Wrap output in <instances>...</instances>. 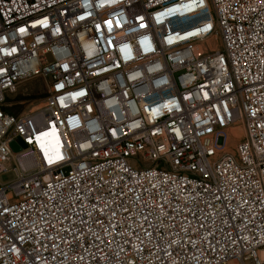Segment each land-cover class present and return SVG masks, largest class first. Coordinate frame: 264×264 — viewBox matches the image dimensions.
Returning <instances> with one entry per match:
<instances>
[{"label": "built area", "instance_id": "obj_1", "mask_svg": "<svg viewBox=\"0 0 264 264\" xmlns=\"http://www.w3.org/2000/svg\"><path fill=\"white\" fill-rule=\"evenodd\" d=\"M0 264H264V0H0Z\"/></svg>", "mask_w": 264, "mask_h": 264}, {"label": "rangeland", "instance_id": "obj_2", "mask_svg": "<svg viewBox=\"0 0 264 264\" xmlns=\"http://www.w3.org/2000/svg\"><path fill=\"white\" fill-rule=\"evenodd\" d=\"M48 85L47 81L42 76H34L23 80L16 93L13 95L12 108L17 112L29 111L35 109L45 103L47 95ZM229 132L236 135H231L229 140V147L233 148L238 139L244 134L243 126L239 121L234 127H230ZM12 177L11 172H5L1 175L3 180L10 179Z\"/></svg>", "mask_w": 264, "mask_h": 264}, {"label": "snow or ice", "instance_id": "obj_3", "mask_svg": "<svg viewBox=\"0 0 264 264\" xmlns=\"http://www.w3.org/2000/svg\"><path fill=\"white\" fill-rule=\"evenodd\" d=\"M21 31H23V29H21Z\"/></svg>", "mask_w": 264, "mask_h": 264}]
</instances>
